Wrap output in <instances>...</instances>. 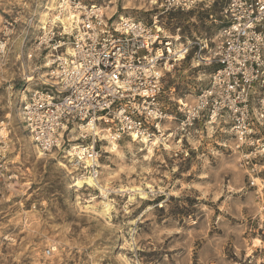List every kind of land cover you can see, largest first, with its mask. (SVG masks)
I'll list each match as a JSON object with an SVG mask.
<instances>
[{
	"label": "clouds",
	"instance_id": "1",
	"mask_svg": "<svg viewBox=\"0 0 264 264\" xmlns=\"http://www.w3.org/2000/svg\"><path fill=\"white\" fill-rule=\"evenodd\" d=\"M0 264H264V0H0Z\"/></svg>",
	"mask_w": 264,
	"mask_h": 264
}]
</instances>
